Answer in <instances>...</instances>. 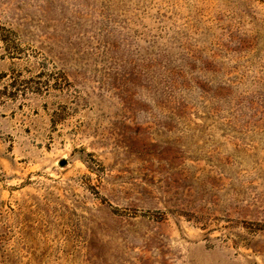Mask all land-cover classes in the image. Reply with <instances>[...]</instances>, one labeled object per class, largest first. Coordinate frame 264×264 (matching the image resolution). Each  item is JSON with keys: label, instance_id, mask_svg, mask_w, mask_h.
I'll return each mask as SVG.
<instances>
[{"label": "rangeland", "instance_id": "rangeland-1", "mask_svg": "<svg viewBox=\"0 0 264 264\" xmlns=\"http://www.w3.org/2000/svg\"><path fill=\"white\" fill-rule=\"evenodd\" d=\"M0 264H264V0H0Z\"/></svg>", "mask_w": 264, "mask_h": 264}, {"label": "water", "instance_id": "water-1", "mask_svg": "<svg viewBox=\"0 0 264 264\" xmlns=\"http://www.w3.org/2000/svg\"><path fill=\"white\" fill-rule=\"evenodd\" d=\"M68 159H61L59 160L58 164L59 166H64L67 163Z\"/></svg>", "mask_w": 264, "mask_h": 264}]
</instances>
